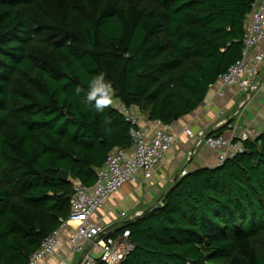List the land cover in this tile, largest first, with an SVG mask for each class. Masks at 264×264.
Returning a JSON list of instances; mask_svg holds the SVG:
<instances>
[{
  "label": "trees",
  "instance_id": "1",
  "mask_svg": "<svg viewBox=\"0 0 264 264\" xmlns=\"http://www.w3.org/2000/svg\"><path fill=\"white\" fill-rule=\"evenodd\" d=\"M252 2L0 0V264H28L67 218L73 180L91 186L131 144L112 102L98 113L74 88L104 73L112 101L175 122L240 58ZM243 148L125 222L119 264H264V131Z\"/></svg>",
  "mask_w": 264,
  "mask_h": 264
},
{
  "label": "built area",
  "instance_id": "2",
  "mask_svg": "<svg viewBox=\"0 0 264 264\" xmlns=\"http://www.w3.org/2000/svg\"><path fill=\"white\" fill-rule=\"evenodd\" d=\"M247 17L241 38L240 58L225 72L220 73L216 82L210 85H216L218 93L226 87H236L238 93L243 95L241 105L250 101L252 94L264 90V69L261 71L264 66V0H253ZM116 109L129 124L131 144L127 148H114L107 154L102 166L96 169L95 181L91 186L80 181L73 182L70 211L67 218L61 220L60 227L69 222L75 224L67 242L68 251L78 255L77 264H95L98 260L105 264H119L133 250L129 231L122 228L124 224L117 231L108 233L103 226L90 222L89 219L125 183L150 178L162 155L175 146L179 139L175 122L164 125L157 121L156 124L161 128L147 138L138 127L139 117L133 109L122 104H118ZM181 132L194 137V148L206 145L212 149L216 153V165L243 152V142L258 135L250 129H244L238 134L232 130L229 136H210L203 131L194 134L187 126ZM194 148L189 151L186 162L190 161ZM187 173L186 169H182L178 176ZM140 215V212H119L124 223L131 222ZM59 254L58 240L53 232L42 239L39 248L28 256L27 262L38 264L45 257Z\"/></svg>",
  "mask_w": 264,
  "mask_h": 264
},
{
  "label": "crops",
  "instance_id": "3",
  "mask_svg": "<svg viewBox=\"0 0 264 264\" xmlns=\"http://www.w3.org/2000/svg\"><path fill=\"white\" fill-rule=\"evenodd\" d=\"M247 16L248 14L243 24V32L247 24ZM263 69L264 66L261 71ZM217 89L216 85L209 88L200 105L176 121L175 130L178 133V142L162 155L152 176L148 179L125 183L105 200L103 206L90 217V222L100 224L108 233L115 232L124 221H120L119 214H116L117 209L128 210L126 212L128 214L143 213L160 203L171 182L178 177L182 169L190 172L194 169L216 165V153L206 145L194 148V137L181 132L184 126H188L194 134L203 131L205 134L221 133L229 136L232 130L235 134L244 129L253 130L257 134L264 131V90L252 94L250 101L241 105L243 95L238 93L236 87L224 88L220 91L221 95ZM115 104L117 103L114 101ZM134 110L139 116L138 127L144 131L147 138H150L155 131L161 128L155 122L147 119L144 110ZM192 148L195 150L194 154L191 155L190 161L186 162L187 155L189 151L193 150ZM75 181L79 180H73V182ZM74 225L69 222L66 226H59L55 233L60 254L45 257L38 264H77L78 255L68 251L67 242Z\"/></svg>",
  "mask_w": 264,
  "mask_h": 264
},
{
  "label": "clouds",
  "instance_id": "4",
  "mask_svg": "<svg viewBox=\"0 0 264 264\" xmlns=\"http://www.w3.org/2000/svg\"><path fill=\"white\" fill-rule=\"evenodd\" d=\"M217 80V79H216ZM212 85V84H211ZM213 87V86H212ZM209 88H211L209 86ZM81 93H84V99H83V103L91 108H94L96 112L100 113L103 112L105 110V108L111 104V102H113V108L116 109V106L119 103V101L114 100L117 104L114 105V101H112V97L114 95V89L111 85V83L109 81H107L105 79V74L104 73H99L96 76H94L88 83V87L87 90H85L83 87H81L80 85H77L74 88V94L79 96ZM130 109H138V108H130ZM117 110V109H116ZM118 111V110H117ZM135 111V110H134ZM136 112V111H135ZM137 113V112H136ZM138 114V113H137ZM139 117V116H138ZM157 121H155L156 123ZM176 123V121H175ZM129 125V124H128ZM165 125V124H164ZM188 127V126H187ZM216 134V135H211V134H207L210 136H217L220 135ZM200 147V146H199ZM217 163V160H216ZM219 166V165H215L214 167ZM179 177V176H178ZM177 178V177H176ZM174 181V180H173ZM172 181V182H173ZM171 182V183H172ZM171 185V184H170ZM72 187H73V183H72ZM142 215V213H141ZM124 224V222H123ZM122 224V225H123Z\"/></svg>",
  "mask_w": 264,
  "mask_h": 264
},
{
  "label": "water",
  "instance_id": "5",
  "mask_svg": "<svg viewBox=\"0 0 264 264\" xmlns=\"http://www.w3.org/2000/svg\"><path fill=\"white\" fill-rule=\"evenodd\" d=\"M68 177V173L66 171H59L58 178L61 181H66Z\"/></svg>",
  "mask_w": 264,
  "mask_h": 264
},
{
  "label": "rangeland",
  "instance_id": "6",
  "mask_svg": "<svg viewBox=\"0 0 264 264\" xmlns=\"http://www.w3.org/2000/svg\"><path fill=\"white\" fill-rule=\"evenodd\" d=\"M112 105H113V102H112ZM142 205H143V203H142ZM140 207H142V206H140ZM121 210H123L124 212H128V210H125V209H117L116 210V214L118 215L119 214V211H121ZM120 221H123L122 219H120Z\"/></svg>",
  "mask_w": 264,
  "mask_h": 264
}]
</instances>
